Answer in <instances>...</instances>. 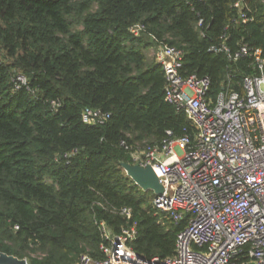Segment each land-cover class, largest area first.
<instances>
[{"label": "trees", "instance_id": "16d2710c", "mask_svg": "<svg viewBox=\"0 0 264 264\" xmlns=\"http://www.w3.org/2000/svg\"><path fill=\"white\" fill-rule=\"evenodd\" d=\"M234 1L0 0V251L27 264H74L81 252L100 258L103 220L112 233L135 223L128 244L138 254L174 252L185 221L155 208V193L120 165L132 162L125 145L195 130L164 99L150 34L182 50L183 75H208L212 96L228 83L243 92L256 65L228 55L240 43L264 53V0H244V22ZM134 23L145 27L138 35L128 30ZM220 42L229 53L208 49ZM84 107L110 116L86 123ZM119 206L131 216L110 210Z\"/></svg>", "mask_w": 264, "mask_h": 264}, {"label": "built area", "instance_id": "2783aa9c", "mask_svg": "<svg viewBox=\"0 0 264 264\" xmlns=\"http://www.w3.org/2000/svg\"><path fill=\"white\" fill-rule=\"evenodd\" d=\"M233 5L240 9V21L251 18L244 0ZM201 24L199 18L197 26ZM144 29L142 23L128 28L133 35ZM150 35L156 45L148 52L162 66L164 99L182 110L195 130L191 136H173L166 129L157 141L125 148L130 163L154 171L162 187L152 199L155 208L174 224L185 223L176 233L172 254L146 257L128 244L136 235L135 223L112 233L99 220L103 256L81 252L74 264H264V53L240 43L228 56H251L257 72L242 77L243 92L228 83L212 96L208 75H183L182 50ZM208 49L229 53L223 42ZM16 80L24 83L25 77L17 75ZM57 104L52 100L51 108ZM109 116L98 107L81 111V119L91 124ZM110 210L131 216L128 206Z\"/></svg>", "mask_w": 264, "mask_h": 264}, {"label": "water", "instance_id": "95a60500", "mask_svg": "<svg viewBox=\"0 0 264 264\" xmlns=\"http://www.w3.org/2000/svg\"><path fill=\"white\" fill-rule=\"evenodd\" d=\"M125 173L142 189H151L155 194L162 191L157 177L150 166L141 167L135 163L120 162ZM0 264H27L24 257H17L12 254L0 251Z\"/></svg>", "mask_w": 264, "mask_h": 264}, {"label": "crops", "instance_id": "0c3cea01", "mask_svg": "<svg viewBox=\"0 0 264 264\" xmlns=\"http://www.w3.org/2000/svg\"><path fill=\"white\" fill-rule=\"evenodd\" d=\"M148 54L150 55V53L148 52ZM151 56V55H150ZM152 57V56H151Z\"/></svg>", "mask_w": 264, "mask_h": 264}]
</instances>
